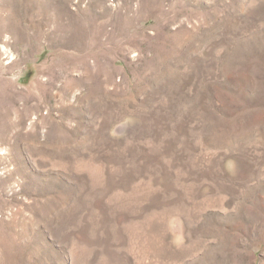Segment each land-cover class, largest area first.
I'll use <instances>...</instances> for the list:
<instances>
[{
    "label": "rangeland",
    "instance_id": "rangeland-1",
    "mask_svg": "<svg viewBox=\"0 0 264 264\" xmlns=\"http://www.w3.org/2000/svg\"><path fill=\"white\" fill-rule=\"evenodd\" d=\"M0 264H264V0H0Z\"/></svg>",
    "mask_w": 264,
    "mask_h": 264
}]
</instances>
